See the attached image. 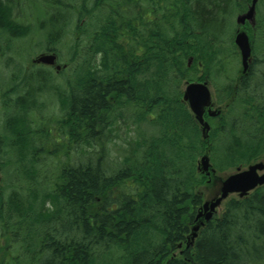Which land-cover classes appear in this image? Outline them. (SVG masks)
I'll return each instance as SVG.
<instances>
[{
  "label": "trees",
  "instance_id": "trees-1",
  "mask_svg": "<svg viewBox=\"0 0 264 264\" xmlns=\"http://www.w3.org/2000/svg\"><path fill=\"white\" fill-rule=\"evenodd\" d=\"M251 1L34 0L44 52L61 57L59 45L72 34L73 73L65 93L50 71L14 86L16 101L5 92L0 264H264V190L230 200L209 222L197 220L206 140L182 101L185 84L206 80L227 102L230 122L215 132L240 136L209 150L218 171L264 154V71L238 76L231 67L239 53L233 17ZM259 14L257 6L255 43L264 30ZM19 32L23 39L30 27ZM33 76L51 81L58 95L63 132L56 138L28 115L45 104L37 99L47 83ZM129 118L154 133L113 161V129ZM52 138L67 157L53 170L40 155V140Z\"/></svg>",
  "mask_w": 264,
  "mask_h": 264
},
{
  "label": "rangeland",
  "instance_id": "rangeland-1",
  "mask_svg": "<svg viewBox=\"0 0 264 264\" xmlns=\"http://www.w3.org/2000/svg\"><path fill=\"white\" fill-rule=\"evenodd\" d=\"M34 0H0V26H2L6 31V34L0 33V140H3V137L6 136V133L3 130L4 120L7 117V115L3 114L2 107L4 106L5 99H8L9 96L5 97V92L9 90L10 94H13L11 96L12 101H16L18 96H15L13 93L14 90L13 87L17 86L20 87L23 85L24 79L28 75H30L32 72L36 71L38 73L40 72H52L53 76L55 77V84L60 87V91L66 92V81L71 78V74L73 73L72 64H70L69 57H70V50L69 47L72 44V34H69L66 39H64V42L59 45V51L61 54V57H59V61L61 64H69L68 68L64 70L61 74H57L54 68H47V67H39L36 65H33L32 61L37 58V56L45 51V45L46 42L44 39H46V35H44L42 29L35 25L37 24L35 20V13L37 14V6L33 4ZM251 2L247 5L246 10L248 9ZM38 7L41 9L42 5L39 3ZM258 9L260 11L259 17H261V22L264 23V0H260L258 4ZM39 13V12H38ZM19 16L24 17L23 19H18ZM236 17L235 15L233 17V23L236 26ZM15 20V21H14ZM258 20V18H257ZM25 24L30 27V34L27 36L21 38L22 32H19L18 26ZM33 24V25H32ZM23 25V27L25 26ZM75 25V24H74ZM243 30L247 31V34L250 36L251 41H253V55H252V62L250 71L252 73H256V71L263 70L264 66H262L261 62L264 58V30L260 34V42L255 43L254 40V33L255 28H253L249 23H247L245 26L242 27ZM7 38H15V41L19 40L20 42L13 44L11 41L5 42V45L3 44L4 37ZM20 37V38H19ZM19 38V39H16ZM25 38V39H24ZM28 41V42H27ZM30 42V43H29ZM40 43V44H39ZM13 44V45H12ZM35 44V46H33ZM11 47V48H9ZM234 64L231 66H237V71L239 72L238 76L242 75L243 66H242V60L241 55L238 53L237 58H234ZM42 68V69H39ZM262 71V72H263ZM49 72V73H50ZM21 73V74H20ZM232 73L233 69H232ZM20 74V78L16 77L14 79V75ZM17 76V75H16ZM25 76V78L23 77ZM37 79V82H35ZM44 78L33 76V83L36 84H46V81H43ZM21 80V81H20ZM211 84V91L213 93V101L215 103V109H219L220 107L223 109V115H221L220 118H214L210 119L207 118V121L211 124V132L209 135L208 140H206L205 145V152L203 151L201 154V157L203 155H210L211 162L213 164V167L215 168V165L213 163V157L209 150H215V144L220 142V145H228L232 142L233 138L238 136L240 133L236 132L235 135L233 134H227V135H221L220 132H215L217 129H219L222 126V122H230V117L226 116L225 114L229 115L228 110L224 107V105L227 102L221 103L218 101V99H221L220 97H217L219 94V91ZM45 96H41L39 94L38 96V103L44 104V108L40 109L39 112L36 114L34 111L31 113H28L30 117L32 118V121L35 123L34 127L36 129L41 126L42 123H47L51 127L54 128V138L58 137L59 134L63 132V130L59 127L61 124V120L63 118V114L60 111V105L57 102V93L52 91L54 95L51 93V87L52 82L49 81L45 86ZM20 95H24L27 93V89H20L19 88ZM7 93V92H6ZM7 93L6 95H8ZM220 96H222V93H220ZM47 99V101L42 100ZM239 111V110H238ZM235 116L233 114L231 117ZM225 118V119H224ZM224 119V120H223ZM235 122V120H233ZM236 123V122H235ZM39 125V126H38ZM200 129V127H199ZM114 132L112 133L114 136L112 138V143H110L107 147L108 154L110 155L111 160L115 161V158L118 156L119 153H122L125 151L128 147V144L132 141L136 140L140 136L142 138L147 139L149 136L153 135L154 132H152V128L149 127L148 124L142 125L137 127V125L131 124V119L129 118L127 122H121L119 126L115 127ZM201 133V129H200ZM139 136V137H138ZM240 136V135H239ZM202 137V133H201ZM52 140H40V146L45 148V151L41 153V158L45 160V164H49L50 169H55L57 165H59L60 162L67 161V157L57 150V147L53 143ZM243 142L247 141V137L243 136L241 139ZM43 144V145H42ZM73 152V151H72ZM209 152V153H208ZM72 154V153H71ZM76 154V153H75ZM75 154H72L75 155ZM7 156H2V158H5ZM200 157V159H201ZM200 161V160H199ZM1 162L0 161V184L5 185V175L3 174V171L1 170ZM259 162H264V154L259 156L258 159H255L250 162L248 165H240L235 168H231L229 170L224 171H218L215 175H212L210 177L205 176L204 177V184H202L199 188V191L201 192L203 203L206 201H210L216 197H218L221 193V187L222 184L220 179L226 180L229 176L235 174L238 172L239 169L246 170L249 165L256 164ZM208 181H211L209 183ZM120 193V192H118ZM238 195L232 194L228 197L227 200H225L220 208H218L217 214H222L224 211L225 206L227 203L232 199H237ZM99 208V206H98ZM97 208V209H98Z\"/></svg>",
  "mask_w": 264,
  "mask_h": 264
},
{
  "label": "water",
  "instance_id": "water-1",
  "mask_svg": "<svg viewBox=\"0 0 264 264\" xmlns=\"http://www.w3.org/2000/svg\"><path fill=\"white\" fill-rule=\"evenodd\" d=\"M259 0H253L248 11L239 15L236 19V23L239 26L245 25L249 22L251 25L256 24V7ZM235 45L238 47L242 66L243 74H246L250 68L252 62V46L249 39V36L245 31H240L238 29L237 35L235 38ZM57 61V56L54 54L51 55H40L35 59L37 64L45 65H55ZM57 70H60V67H57ZM183 101L189 104V108L194 114L196 120L202 126L203 136L206 138L210 127L208 123L204 120L205 110L209 109L210 116H216L218 113L211 110L212 107V96L208 82L204 83H189L187 84ZM201 168L208 176L211 173H215L214 169H211V163L208 156H204L201 160ZM264 170V163L260 162L248 167L247 170L241 171L238 170L236 174L231 175L226 180L222 182L221 194L219 197L214 199L211 202H206L197 218H201L205 215L206 221H210L213 218L214 212L216 209L221 206L222 202L229 197L230 194H239L241 198L247 196L251 191L255 190L259 186L264 185V175L260 176L259 172ZM199 226L194 227L192 237L190 238L191 243L197 237V231ZM189 245V244H188Z\"/></svg>",
  "mask_w": 264,
  "mask_h": 264
},
{
  "label": "flooded vegetation",
  "instance_id": "flooded-vegetation-1",
  "mask_svg": "<svg viewBox=\"0 0 264 264\" xmlns=\"http://www.w3.org/2000/svg\"><path fill=\"white\" fill-rule=\"evenodd\" d=\"M18 19H23V17L22 16H19L18 17ZM15 21V20H14ZM23 25L24 24H22V25H20V26H18V29H19V31H22V30H24V27H23ZM0 33L1 34H6L7 35V31L2 27V26H0ZM20 38V37H19ZM16 39H18V38H16ZM7 41H11L13 44H15L17 41H19V40H17V41H15V38L13 39H11V38H7L6 36L4 37V39H3V44L5 45V42H7ZM12 44V45H13ZM46 54H49V53H53L52 51H47V52H45ZM63 68V67H62ZM63 70V69H62ZM61 70V71H62ZM60 71V72H61ZM213 108H215V105H213ZM218 111H219V109H217ZM209 109L207 108L206 110H205V118L207 119V118H209V117H211L210 115H209ZM209 115V116H208ZM211 118H215V117H211ZM264 174V171L263 172H261L260 173V175H263ZM209 183H211V181H208ZM258 189H262V190H264V186L263 187H260V188H258Z\"/></svg>",
  "mask_w": 264,
  "mask_h": 264
}]
</instances>
